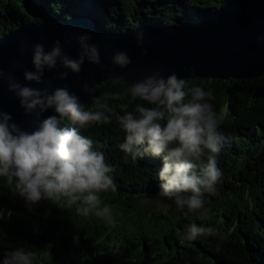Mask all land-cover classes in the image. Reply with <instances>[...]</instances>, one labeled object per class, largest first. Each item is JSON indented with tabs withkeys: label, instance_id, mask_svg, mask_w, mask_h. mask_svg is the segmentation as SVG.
I'll return each instance as SVG.
<instances>
[{
	"label": "trees",
	"instance_id": "1",
	"mask_svg": "<svg viewBox=\"0 0 264 264\" xmlns=\"http://www.w3.org/2000/svg\"><path fill=\"white\" fill-rule=\"evenodd\" d=\"M227 0H0V37L27 23L47 18L91 16L114 32L142 24L174 27L222 7ZM190 86L214 92L213 103L224 133L216 157L222 179L206 196L207 213L188 215L175 203L161 202L158 172L162 159L137 160L119 148L125 132L111 125L79 129L102 145L117 191L102 193L115 225L78 217L41 201L32 210L0 177V264L6 251L23 247L37 254V264H264V74L251 79L193 78ZM130 83L110 79L98 96L121 92ZM123 101H109L118 114ZM135 102L129 105L130 110ZM145 106H147L145 102ZM94 107V99L85 104ZM142 150V149H141ZM198 162L203 166L207 156ZM77 222L81 226H77ZM212 227L227 235L184 238L188 225ZM74 236L78 242H74Z\"/></svg>",
	"mask_w": 264,
	"mask_h": 264
},
{
	"label": "clouds",
	"instance_id": "2",
	"mask_svg": "<svg viewBox=\"0 0 264 264\" xmlns=\"http://www.w3.org/2000/svg\"><path fill=\"white\" fill-rule=\"evenodd\" d=\"M69 35H65V42ZM75 38L79 45L76 58L64 52L59 39L50 50H45L43 43H36L32 53L34 70H25L24 80L45 84V70L54 69H64L57 71L55 78L65 80L69 71L80 73L86 60L102 69L108 67L101 61L98 46L90 42L91 33ZM135 39L138 46L143 45L142 30L135 31ZM257 43H264V36L257 37ZM141 51L147 53V49ZM111 63L114 68L124 69L132 60L125 51L118 50L112 54ZM115 79L120 82L124 76ZM0 80H7L8 91L19 98L24 113L33 117L34 127L28 130L0 109V177L6 179L12 193L22 198L29 210L41 201H49L61 209L75 206L78 217H95L107 225H115L113 209L101 195L117 191L112 175L115 168L106 162L100 150L102 145L79 131L111 125L115 118L125 132L119 148L126 156L134 161L145 155L162 159L158 196L174 201L187 213L209 211L204 207L205 199L216 193L222 179L216 157L225 140L211 103L215 100L211 89L190 86L175 72L165 77L159 71H152L132 82L123 94L117 91L103 96L96 95L98 85L83 81V93L94 99V107L87 109L81 97L67 85L34 88L2 68ZM125 97L128 102L119 105L123 114H118L109 101H123ZM132 102L135 103L130 110ZM49 110L53 114L45 116ZM206 152L207 162L198 166ZM77 226L81 225L77 222ZM198 235L213 236L220 241L228 238L215 228L199 227L195 223L187 226L184 238L194 240ZM74 242H78V237L74 236ZM37 260L34 251L20 247L6 251L2 264H37Z\"/></svg>",
	"mask_w": 264,
	"mask_h": 264
},
{
	"label": "water",
	"instance_id": "3",
	"mask_svg": "<svg viewBox=\"0 0 264 264\" xmlns=\"http://www.w3.org/2000/svg\"><path fill=\"white\" fill-rule=\"evenodd\" d=\"M140 30L144 33V43L138 46L135 31ZM85 32L91 33L90 42L98 46L101 61L107 68L102 69L86 60L80 73L69 71L65 80L55 78L57 71L64 69L45 70V84L24 80V71L34 70L32 53L36 43H43L45 50H50L53 42L59 39L64 52L76 58L79 45L75 37ZM66 34H70L67 42ZM262 36L264 0H227L222 7L174 27L142 24L123 32L108 30L91 16L51 17L40 23L21 25L2 35L0 68L12 71L19 82L34 88L67 85L85 105L93 98L83 93V81L100 86L120 75L124 76L121 82L130 84L152 71H159L165 77L175 72L185 79L258 77L264 74V43H257V37ZM142 48L147 49L146 54H142ZM118 50L125 51L132 60L124 69L114 68L111 63L112 54ZM188 68H193L194 72L187 71ZM0 109L10 113L21 128L31 130L34 127L33 117L24 113L19 98L8 91L7 80H0ZM51 114L52 110L44 113L45 116ZM154 197L161 202L174 203L157 194ZM182 211L188 215L200 212Z\"/></svg>",
	"mask_w": 264,
	"mask_h": 264
},
{
	"label": "bare ground",
	"instance_id": "4",
	"mask_svg": "<svg viewBox=\"0 0 264 264\" xmlns=\"http://www.w3.org/2000/svg\"><path fill=\"white\" fill-rule=\"evenodd\" d=\"M94 17V16H93Z\"/></svg>",
	"mask_w": 264,
	"mask_h": 264
}]
</instances>
